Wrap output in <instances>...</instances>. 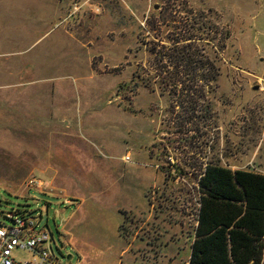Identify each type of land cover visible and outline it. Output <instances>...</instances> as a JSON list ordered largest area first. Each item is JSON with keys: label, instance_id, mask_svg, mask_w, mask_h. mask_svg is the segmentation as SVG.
<instances>
[{"label": "rangeland", "instance_id": "1", "mask_svg": "<svg viewBox=\"0 0 264 264\" xmlns=\"http://www.w3.org/2000/svg\"><path fill=\"white\" fill-rule=\"evenodd\" d=\"M190 11L222 75L184 125L181 95L144 86L143 40ZM209 164L264 174V0H0V224L32 217L67 264H151L153 208L190 238Z\"/></svg>", "mask_w": 264, "mask_h": 264}, {"label": "trees", "instance_id": "2", "mask_svg": "<svg viewBox=\"0 0 264 264\" xmlns=\"http://www.w3.org/2000/svg\"><path fill=\"white\" fill-rule=\"evenodd\" d=\"M175 9L170 8L172 13ZM171 23L169 32L162 35L149 21L157 41L143 40L151 57L142 78L144 86L181 95L173 109L179 106L189 115L181 121L184 125L198 115L210 119V97L222 75L216 52L207 48L215 40L214 30L193 11L173 17ZM224 39H229V32ZM197 188L200 206L189 264H263L264 174L209 164Z\"/></svg>", "mask_w": 264, "mask_h": 264}, {"label": "built area", "instance_id": "3", "mask_svg": "<svg viewBox=\"0 0 264 264\" xmlns=\"http://www.w3.org/2000/svg\"><path fill=\"white\" fill-rule=\"evenodd\" d=\"M129 159L126 155L125 160ZM5 218L8 224H0V264H67L63 257L54 253L52 235L39 228L35 219L14 212L7 213ZM18 252L30 256L20 259Z\"/></svg>", "mask_w": 264, "mask_h": 264}, {"label": "flooded vegetation", "instance_id": "4", "mask_svg": "<svg viewBox=\"0 0 264 264\" xmlns=\"http://www.w3.org/2000/svg\"><path fill=\"white\" fill-rule=\"evenodd\" d=\"M163 213L164 211L158 210L156 213L157 221L154 220L152 223L148 222L146 225L145 235L148 236L146 242L148 256H144L147 257L150 262L152 261L151 264H182V261L181 263L178 261L177 244L181 239L187 241L188 238H185L182 233L180 235V226L178 234L176 233V221L164 222L162 220ZM171 218L172 214L168 216L169 220ZM176 237H178V239H176Z\"/></svg>", "mask_w": 264, "mask_h": 264}, {"label": "crops", "instance_id": "5", "mask_svg": "<svg viewBox=\"0 0 264 264\" xmlns=\"http://www.w3.org/2000/svg\"><path fill=\"white\" fill-rule=\"evenodd\" d=\"M197 206H199V204L197 205ZM153 211H154V214L153 213H151V216H149V218L151 217V219H149L148 221H147V223H146V225L148 224V222H150V223H152L154 220L155 221H157V214H156V210L153 208ZM155 214H156V216H155ZM194 231H193V235L190 237V238H188V242H189V246H190V256H191V245H192V243H193V241H194V239H195V227L197 226V222H196V218H195V220H194ZM175 227H176V229H177V234H178V229H179V225H178V222H175ZM176 239H178V237H176ZM190 256H189V258L184 262V264H189V261H190ZM145 260H148V258L147 257H145L144 258V261Z\"/></svg>", "mask_w": 264, "mask_h": 264}, {"label": "water", "instance_id": "6", "mask_svg": "<svg viewBox=\"0 0 264 264\" xmlns=\"http://www.w3.org/2000/svg\"><path fill=\"white\" fill-rule=\"evenodd\" d=\"M70 259V257H68V260Z\"/></svg>", "mask_w": 264, "mask_h": 264}]
</instances>
